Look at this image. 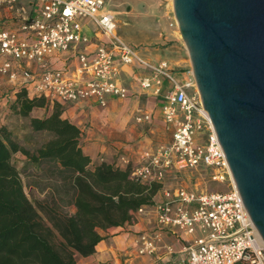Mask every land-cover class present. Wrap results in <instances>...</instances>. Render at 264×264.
Instances as JSON below:
<instances>
[{"label": "built area", "instance_id": "obj_1", "mask_svg": "<svg viewBox=\"0 0 264 264\" xmlns=\"http://www.w3.org/2000/svg\"><path fill=\"white\" fill-rule=\"evenodd\" d=\"M35 1L40 12L21 25L26 33L24 37L0 30V75L10 73L16 77L17 62L32 91L51 102L67 104L96 98L103 105L107 96L125 99L129 95L127 87L116 80L117 61L136 63L147 69L150 75L143 78L141 86L156 95L162 92V77L167 78L170 87L163 114L165 122L174 126L172 142L160 146L133 167L131 176L162 185L172 167L182 170L205 166L212 182L230 188L227 191H196L185 187L164 190L166 200L153 205L158 227H172L194 236L188 256L174 264H264V241L235 185L196 85L189 92L191 84L177 81L167 60L153 63L140 53L138 46L126 41L118 32L119 20L117 13L109 8L110 0ZM16 3L17 0H0V6L14 7ZM80 18L91 20L107 42L99 44L93 53H79L80 77H68L64 71L50 68L49 57L70 50L73 44L88 42ZM170 18L169 27L179 31L173 8ZM29 64L38 65L41 72L32 70ZM23 85L28 88L27 84ZM149 119L150 115L145 114L137 121ZM140 240V254L155 251L154 240L148 234H143Z\"/></svg>", "mask_w": 264, "mask_h": 264}, {"label": "trees", "instance_id": "obj_2", "mask_svg": "<svg viewBox=\"0 0 264 264\" xmlns=\"http://www.w3.org/2000/svg\"><path fill=\"white\" fill-rule=\"evenodd\" d=\"M11 95L0 116L21 117L29 132L20 136L0 120V264H77L78 255L96 252L100 230L130 224L153 206L161 185L133 178L130 166L94 162L61 102L25 85ZM39 108L46 113L33 115ZM17 153L25 156L22 167ZM24 175L54 183L45 200L28 195Z\"/></svg>", "mask_w": 264, "mask_h": 264}, {"label": "crops", "instance_id": "obj_3", "mask_svg": "<svg viewBox=\"0 0 264 264\" xmlns=\"http://www.w3.org/2000/svg\"><path fill=\"white\" fill-rule=\"evenodd\" d=\"M114 1L118 3L114 4ZM125 3L132 4L131 7H127V14L137 13L134 7L136 2L133 0H110L109 8L118 13L114 7ZM39 12L40 5L35 0H17L14 7L3 4L0 6V30H10L24 37L26 33L22 31L21 25L26 20L36 17ZM79 21L83 34L88 37V42L73 44L70 50L57 52L49 57L50 68L62 70L68 77H80L79 53H93L99 44L107 42V38L100 33L91 20L80 18ZM134 45L138 46L140 53L149 61L157 63L161 60L153 57L151 51L143 46ZM160 46H167L166 49L171 48L177 51L178 57L171 59L170 68L172 70L174 66L181 67L175 71L172 70V73L177 81L190 83L191 87L188 90L193 92L195 80L189 55L182 39L175 31H168L167 36L161 38ZM117 64L119 70L116 80L129 90L127 98L107 96L106 105L96 98L79 99L63 104V117L81 129L82 149L92 157L94 162L105 161L121 168L127 166L133 168L153 154L163 141L173 139L174 126L165 122L163 114L166 104L165 96L170 82L162 77V92L156 95L151 89H144L141 86L143 78L150 75L147 69L136 63L123 64L117 61ZM29 66L32 70L41 72L38 65L29 64ZM14 70L16 77H12L10 73L0 75V115L5 111L8 96L12 94V98L15 97L14 89L17 87L27 84L30 94H36L32 91V86L23 78L22 68L17 62L14 64ZM45 113V108L34 109L32 112L33 115L40 116ZM145 114H149L150 119L138 122L137 118ZM0 120L12 125L20 136L29 132L24 130L27 121L21 117L9 114L4 118L0 116ZM198 137L201 138L202 134ZM15 157L25 159L22 153L15 154ZM199 168L205 171L207 179L211 181L209 170L205 166ZM189 171L193 169L170 168L165 182L155 196L156 203L166 200L165 189L185 187L196 191L207 190L200 181L205 178L203 173H200V177H196L194 183L190 185L185 183L183 174ZM31 187L34 188L32 185ZM100 233L103 239L97 245L96 252L90 256L78 255L77 264H174L188 256V247L194 240V236L186 235L175 228H159L153 206L146 208L143 212L137 211L132 223L100 230ZM143 234H148L154 240L156 249L153 253H139L140 238Z\"/></svg>", "mask_w": 264, "mask_h": 264}, {"label": "water", "instance_id": "obj_4", "mask_svg": "<svg viewBox=\"0 0 264 264\" xmlns=\"http://www.w3.org/2000/svg\"><path fill=\"white\" fill-rule=\"evenodd\" d=\"M203 105L264 241V0H173Z\"/></svg>", "mask_w": 264, "mask_h": 264}, {"label": "rangeland", "instance_id": "obj_5", "mask_svg": "<svg viewBox=\"0 0 264 264\" xmlns=\"http://www.w3.org/2000/svg\"><path fill=\"white\" fill-rule=\"evenodd\" d=\"M136 3V14H127V7H131L132 4L125 3L124 5L115 6L114 9L118 12V32L128 42L141 45L145 49L151 51V55L157 59L167 60L169 64L171 59L178 57L177 51L173 49H166L167 46H160L161 38L167 36L168 31H175L176 34L182 39L180 31L169 27L171 20L170 15L173 8L172 0H133ZM118 2L114 1V4ZM129 4V5H128ZM165 13V16H163ZM179 30V29H178ZM183 41V40H182ZM181 68L178 66L173 67V71ZM166 83V81H165ZM167 87V86H166ZM167 89V88H166ZM23 135V134H22ZM172 138V137H171ZM172 142L168 139L163 141L160 146L169 145ZM159 146V147H160ZM158 147V148H159ZM15 163L19 167H22V161L20 157H14ZM200 173H203L202 186H205L208 191H227L230 189L226 184L211 182L207 179V174L201 168L199 170L193 169L183 174V179L186 184L194 183L196 177H200ZM192 179V180H191ZM206 179V180H204ZM23 181L26 187V191L32 199L45 200L47 192L53 188L52 182L46 179L34 178L32 176H23ZM34 186V188L31 187ZM60 184H57V187ZM59 188V187H58ZM65 209H72L69 205Z\"/></svg>", "mask_w": 264, "mask_h": 264}, {"label": "bare ground", "instance_id": "obj_6", "mask_svg": "<svg viewBox=\"0 0 264 264\" xmlns=\"http://www.w3.org/2000/svg\"><path fill=\"white\" fill-rule=\"evenodd\" d=\"M173 1V0H172ZM173 10H174V7H173ZM194 85H196V82H195V84Z\"/></svg>", "mask_w": 264, "mask_h": 264}]
</instances>
